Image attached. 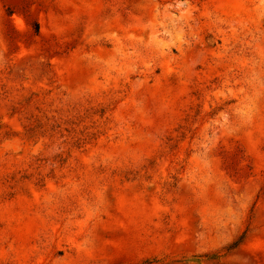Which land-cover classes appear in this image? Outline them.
I'll return each instance as SVG.
<instances>
[{
	"label": "rangeland",
	"instance_id": "obj_1",
	"mask_svg": "<svg viewBox=\"0 0 264 264\" xmlns=\"http://www.w3.org/2000/svg\"><path fill=\"white\" fill-rule=\"evenodd\" d=\"M0 264H264V0H0Z\"/></svg>",
	"mask_w": 264,
	"mask_h": 264
}]
</instances>
